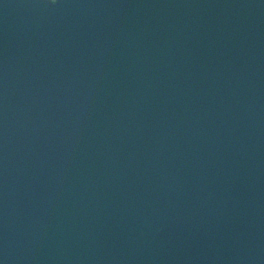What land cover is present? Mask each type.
I'll return each mask as SVG.
<instances>
[{
    "label": "water",
    "instance_id": "obj_1",
    "mask_svg": "<svg viewBox=\"0 0 264 264\" xmlns=\"http://www.w3.org/2000/svg\"><path fill=\"white\" fill-rule=\"evenodd\" d=\"M0 264H264V0H0Z\"/></svg>",
    "mask_w": 264,
    "mask_h": 264
}]
</instances>
